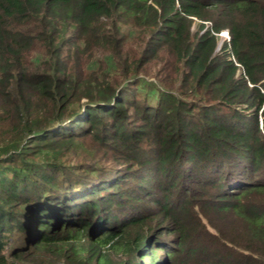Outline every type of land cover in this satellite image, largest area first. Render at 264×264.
Wrapping results in <instances>:
<instances>
[{
  "label": "trees",
  "instance_id": "16d2710c",
  "mask_svg": "<svg viewBox=\"0 0 264 264\" xmlns=\"http://www.w3.org/2000/svg\"><path fill=\"white\" fill-rule=\"evenodd\" d=\"M0 264H264V0H0Z\"/></svg>",
  "mask_w": 264,
  "mask_h": 264
},
{
  "label": "clouds",
  "instance_id": "9594fccd",
  "mask_svg": "<svg viewBox=\"0 0 264 264\" xmlns=\"http://www.w3.org/2000/svg\"><path fill=\"white\" fill-rule=\"evenodd\" d=\"M222 33H226V35H223V34H222V35L228 37V32H227V30L223 31Z\"/></svg>",
  "mask_w": 264,
  "mask_h": 264
},
{
  "label": "rangeland",
  "instance_id": "374dc122",
  "mask_svg": "<svg viewBox=\"0 0 264 264\" xmlns=\"http://www.w3.org/2000/svg\"><path fill=\"white\" fill-rule=\"evenodd\" d=\"M223 35H226V33H222ZM224 37H226V36H224ZM106 163H110V162H106ZM105 165H110V164H105Z\"/></svg>",
  "mask_w": 264,
  "mask_h": 264
}]
</instances>
